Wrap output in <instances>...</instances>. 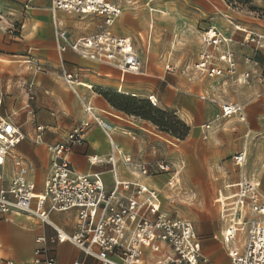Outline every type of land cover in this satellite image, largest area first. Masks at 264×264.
Masks as SVG:
<instances>
[{"label":"crops","instance_id":"crops-1","mask_svg":"<svg viewBox=\"0 0 264 264\" xmlns=\"http://www.w3.org/2000/svg\"><path fill=\"white\" fill-rule=\"evenodd\" d=\"M108 1L121 10L110 31L130 38L144 68L139 75H121L107 64L81 59L70 50L63 53L58 50L54 22H58L73 41L98 32L103 25L100 16L53 12L50 0H30L26 10V0H0L3 16L0 22V112L18 126L23 135L4 157L0 177L8 185L17 175L15 162L18 159L25 170L26 181L34 185L35 194L43 191L52 172L48 148L62 142L86 119L84 103L89 101L99 118L112 127L115 146L112 148L102 130L93 126L85 135V142L74 146L67 155L70 166L81 174L98 173L107 192L113 189L115 178L146 185L159 194L160 211L175 218L182 217L174 215L173 209L181 208L183 202L193 203L204 217L202 222L192 224L202 255L209 264H231L227 254L229 245L222 237L225 227L219 219L218 206L214 205L219 192L229 194L232 192L229 186L241 181H258V190L264 197V18L254 14L247 16L223 0H218L216 6L213 0H178L172 5L163 0H144L140 5L139 0ZM254 3L261 10L263 0H254ZM142 5L147 12L149 6L157 11L149 12L148 25L143 11L142 19L137 18V8ZM125 7H134L127 16V34L116 29ZM214 8L218 10L216 15ZM8 25L19 28L17 36L5 32ZM236 26L250 29L260 37L257 47L244 42V34L237 32ZM211 28H216L229 41L221 43L220 49L200 42L201 30ZM168 32L173 34L170 38H179L182 44L177 53L173 52V43L167 40ZM226 51L233 54L235 70L232 74L227 72L226 64L218 60ZM206 52L214 54V62L223 70L222 75L207 76L195 71L200 55ZM26 55L34 57L43 72L29 71L22 60ZM77 69H81L80 84L74 93L65 85L61 74L64 70ZM244 74H248V78L244 79ZM29 82L36 90L32 101L26 96L25 84ZM111 92L147 100L153 97L158 102V110L173 111L188 127L184 139L176 140L159 132L151 121L116 110L106 98ZM222 103L242 105L244 120L237 114L221 118ZM38 127L42 129L39 131ZM239 152L246 154L240 165L233 161ZM111 155L114 170L107 164ZM89 157H96L100 163L91 162ZM126 157L131 159L130 163L125 162ZM162 160L178 174L174 187L167 185L170 173L153 169L151 174L143 176L133 168ZM212 199L211 207L216 213L213 218L199 206L200 202L210 203ZM76 214L74 210L54 212L50 219L63 231L73 234ZM53 235L47 226L24 214H0V264H33L37 238L44 237L48 241ZM129 235L128 231L124 242ZM47 245L57 264H73L74 261L99 264L69 243ZM159 247V252L143 249L141 264H162L164 256L172 254L165 245Z\"/></svg>","mask_w":264,"mask_h":264},{"label":"built area","instance_id":"built-area-1","mask_svg":"<svg viewBox=\"0 0 264 264\" xmlns=\"http://www.w3.org/2000/svg\"><path fill=\"white\" fill-rule=\"evenodd\" d=\"M153 1V0H149ZM30 0H26L24 9L28 8ZM53 12L63 11L78 16L96 15L103 19L102 28L95 33L77 40H69L68 32L63 30L58 22L53 24V32L58 50L63 53L72 51L79 58L92 60L100 64L114 67L123 74L139 75L143 66L137 52L128 37L116 36L110 31L116 19L121 15L118 6L108 0H50ZM3 16L0 15V22ZM19 28L8 25L5 32L11 36L18 35ZM236 30L246 33L236 27ZM245 38L247 44L257 47L260 37L249 33ZM202 41L207 47L217 49L225 41L216 28L204 32ZM25 67L34 73L43 69L31 55L22 57ZM214 54L203 53L196 63L195 71L207 76H219L223 70L215 62ZM227 66V72L235 70L232 51L224 52L219 58ZM81 69L62 71V79L66 86L77 93L80 84ZM243 78H248L244 74ZM28 101L34 100L36 90L34 84H25ZM148 102L157 105L153 97ZM86 119L75 126L62 140L48 148L52 159V172L44 184L43 191L34 192V185L29 184L24 176L25 170L17 159L15 167L18 172L8 185L0 177V214H24L47 226L54 235L48 241L38 237L34 252L33 264H57L52 249L47 243H69L78 249L85 257L94 258L99 264H141L143 249L160 251V244L168 247L172 254H166L162 264H209L201 253V246L192 223L186 219L170 216L160 211L153 190L146 185L122 182L115 178L113 189L108 192L104 188L98 173L90 175L75 171L69 164L67 155L74 146L82 145L85 135L93 126L99 127L105 138L109 139L112 148V127L101 120L96 109L89 101L84 103ZM1 105V98H0ZM1 110V106H0ZM243 106L236 103H222L220 117L230 118L237 114L241 120ZM209 128V126H205ZM38 127L37 130H41ZM23 139L18 126L12 124L0 112V159L13 150ZM93 163H100L94 157ZM107 164L114 170V157H108ZM246 154L237 153L233 161L240 165ZM125 162L131 159L126 157ZM140 175L151 174V170L170 173L167 185L174 187L177 172L172 166L162 161L150 165H135L133 167ZM232 192H219L215 204L219 209V219L224 224L223 242L230 246L228 255L232 264H264V197L261 195L258 181H241L229 186ZM74 210L76 223L73 234L63 231L50 219L54 212L63 213ZM130 232L127 242H124L127 232ZM240 234L243 238H240ZM241 244L242 246H240ZM10 264V263H8ZM73 264H83L74 261Z\"/></svg>","mask_w":264,"mask_h":264},{"label":"rangeland","instance_id":"rangeland-1","mask_svg":"<svg viewBox=\"0 0 264 264\" xmlns=\"http://www.w3.org/2000/svg\"><path fill=\"white\" fill-rule=\"evenodd\" d=\"M114 1H116V0H114ZM176 1H178V0H163V2L164 3H166L167 5H172L174 2H176ZM186 1H193V0H186ZM217 1L218 0H213V4H214V6H216V3H217ZM229 7L231 6V7H233V8H237V9H239L240 11H243L244 12V14L245 15H249V14H254V15H258L259 17H262V18H264V0H263V6H262V8H261V10H259V9H257L256 8V6H255V3H254V0H230L231 2H230V4H228L227 3V1L226 0H223ZM140 3H142V4H144V0H139V2H138V4L140 5ZM135 6H138V5H135ZM132 8V7H131ZM131 8H128V7H125L124 9H123V14H122V16L120 17V19L118 20V24H117V30L118 29H120V30H122L123 31V34H127L126 33V29H127V26H128V22H127V16L129 15V13L132 11V10H134V7H133V9H131ZM214 10H215V15H216V13L218 12V10H216L215 8H214ZM144 12V18H145V20H146V23H147V25H148V21L150 20V18H149V12H151V13H153V12H155V13H157V11H156V9H154V8H152L151 6H149V12H147V8L146 7H144L143 5L142 6H140L139 8H137V11H136V14H137V18H138V20L140 21L141 19H142V14H143V12ZM164 15V14H163ZM166 15H167V13H166ZM169 15H167V17H168ZM78 20V19H77ZM13 22H14V20H13ZM140 27V26H139ZM237 27V26H236ZM235 27V28H236ZM73 28H76V26L75 25H73ZM238 28H240L241 30H246V29H244V28H242V27H238ZM136 32H137V30H136ZM237 32H239V31H237ZM252 32V30H250V29H248V30H246V33L244 34V37H246L249 33H251ZM203 34H204V30H201V32H200V42L202 43V45H204L203 44V41H202V37H203ZM173 34H171V33H167V40L168 41H170V42H172L173 44H171V47H173V52H175V53H177L178 51H180L181 50V46H182V44L180 43V41H179V38H177V39H175V38H170L171 36H172ZM133 38V37H132ZM243 41L244 42H246L245 41V38H243ZM174 54V53H173ZM172 54V55H173ZM144 71V68H143V70H142V72ZM160 84H159V82H158V86H157V88H159L160 89ZM2 91H1V89H0V94H2L1 93ZM121 95V94H120ZM125 95V94H124ZM126 96H129V95H126ZM0 98L2 99V97H1V95H0ZM134 98H136L137 100H142V99H139L138 97H134ZM143 100H145V101H147L148 102V100L147 99H143ZM2 101V100H1ZM150 103V102H149ZM151 104V103H150ZM2 105V104H1ZM0 105V106H1ZM152 105V104H151ZM157 105H158V102H157ZM152 107H154L155 109H157L156 107L157 106H153L152 105ZM116 109V108H115ZM117 110V109H116ZM119 111V110H118ZM121 112V111H120ZM167 113H169L171 116H174L175 117V119L176 120H178L179 121V119L176 117V115L174 114V112L173 111H171V110H167L166 111ZM123 113V112H122ZM181 121V120H180ZM176 130H178V131H180V130H182V129H180V128H178V127H176L175 128ZM158 131L159 132H162V133H164V134H167V135H169V136H171L172 138H175L176 140H181L180 138L178 139V138H176V137H174V136H172L170 133H167V132H165V131H160L159 129H158ZM90 158V157H89ZM203 193H201L200 194V198H202L203 197ZM215 197H213V199H214ZM213 199L210 201V203H207L208 201H206V202H200V204L201 205H199V206H201L200 208H203L204 210H205V212H209V214H210V216L213 218L214 217V215H216V213H215V211H214V209L211 207V206H213L214 204L212 203V201H213ZM210 204V205H209ZM183 206H181V208H175V209H173L174 211L172 212L174 215H178V216H180V217H182V218H184V219H189L191 222H192V224H193V226H194V223H200V222H202L203 221V216H202V214L200 213V211H198L197 210V208L194 206V204L193 203H190V202H183V204H182ZM198 206V207H199ZM215 207H217V205H214ZM227 254H228V251H227Z\"/></svg>","mask_w":264,"mask_h":264},{"label":"trees","instance_id":"trees-1","mask_svg":"<svg viewBox=\"0 0 264 264\" xmlns=\"http://www.w3.org/2000/svg\"><path fill=\"white\" fill-rule=\"evenodd\" d=\"M230 4V0H226ZM108 102L117 110L133 115L140 119L151 121L160 131L170 133L172 136L184 139L188 127L182 122L175 119L166 111H160L152 107V105L145 100H137L132 96L120 95L117 93H109L106 95ZM178 127L182 130L178 131Z\"/></svg>","mask_w":264,"mask_h":264},{"label":"bare ground","instance_id":"bare-ground-1","mask_svg":"<svg viewBox=\"0 0 264 264\" xmlns=\"http://www.w3.org/2000/svg\"><path fill=\"white\" fill-rule=\"evenodd\" d=\"M219 33H220V35L222 36V38L225 40V41H228V39L227 38H225L223 35H222V33L219 31ZM217 48H219L220 49V46H218ZM95 158L94 157H92L91 158V160L93 161ZM0 163H2V159H0ZM154 191V193H155V196H156V200H157V202H158V204H159V207H160V203H159V194L157 193V191L156 190H153ZM224 235H225V231H224ZM229 248H230V246H229ZM228 258H229V255H228ZM229 261H230V259H229ZM231 263V262H230ZM232 264V263H231Z\"/></svg>","mask_w":264,"mask_h":264}]
</instances>
